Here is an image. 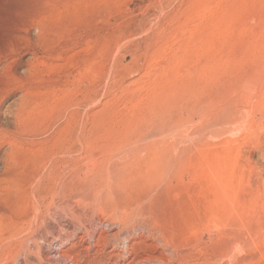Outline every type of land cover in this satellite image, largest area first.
I'll list each match as a JSON object with an SVG mask.
<instances>
[{
  "label": "rangeland",
  "instance_id": "obj_1",
  "mask_svg": "<svg viewBox=\"0 0 264 264\" xmlns=\"http://www.w3.org/2000/svg\"><path fill=\"white\" fill-rule=\"evenodd\" d=\"M0 264H264V0H0Z\"/></svg>",
  "mask_w": 264,
  "mask_h": 264
},
{
  "label": "bare ground",
  "instance_id": "obj_2",
  "mask_svg": "<svg viewBox=\"0 0 264 264\" xmlns=\"http://www.w3.org/2000/svg\"><path fill=\"white\" fill-rule=\"evenodd\" d=\"M62 200V199H61ZM34 202V201H33ZM68 208V207H67ZM60 219V218H59ZM59 229V228H58ZM46 239V238H45ZM41 242H43L44 240L43 239H40ZM35 248V247H34ZM58 251V248L56 246H54V252H57ZM60 259H64V257L62 256H59ZM181 259V257H180Z\"/></svg>",
  "mask_w": 264,
  "mask_h": 264
}]
</instances>
